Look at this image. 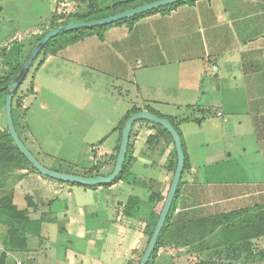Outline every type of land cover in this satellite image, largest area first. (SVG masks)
Returning <instances> with one entry per match:
<instances>
[{"label": "crops", "instance_id": "1", "mask_svg": "<svg viewBox=\"0 0 264 264\" xmlns=\"http://www.w3.org/2000/svg\"><path fill=\"white\" fill-rule=\"evenodd\" d=\"M16 1L0 0V83L25 52L20 38L45 33L36 17L48 1L18 11ZM15 108L36 157L88 175L113 171L126 116L154 110L177 125L188 157L170 225L264 209V0H195L85 36L42 57ZM130 144L123 177L93 188L0 161V264H139L177 154L148 121ZM166 235L153 264H189Z\"/></svg>", "mask_w": 264, "mask_h": 264}, {"label": "rangeland", "instance_id": "2", "mask_svg": "<svg viewBox=\"0 0 264 264\" xmlns=\"http://www.w3.org/2000/svg\"><path fill=\"white\" fill-rule=\"evenodd\" d=\"M29 0H17V11L22 10L21 6L26 7V3ZM34 3V0H30ZM47 14H43V20L41 21V17H36V24L40 30L43 32H47L53 27L64 26L67 23L77 22L82 18H88L91 16V12H96L98 15H106L113 11L112 7L110 10L106 11V6H113L119 2H125L127 0H47ZM135 2V1H134ZM136 3V2H135ZM125 7V6H124ZM123 7V9H124ZM127 7V6H126ZM131 8V7H130ZM122 9V8H120ZM129 9V8H126ZM122 11V10H121ZM15 13V12H14ZM39 14V13H38ZM35 20V19H34ZM39 33H35L32 36L21 37V43H23L19 47H25V52L19 55L15 64H11V75H15L17 70H19L24 58L27 55L28 49L33 46L39 35ZM37 35V37H36ZM42 60V56L40 55L37 60L34 61L31 66L30 71L28 72L24 82L20 86V92L25 91V89H29L32 84V79L35 70ZM9 77H4V81ZM6 97V96H5ZM5 99V98H4ZM4 99L1 98L2 110L5 111V103ZM14 115L16 116V108L14 104ZM6 124V123H5ZM7 125V124H6ZM2 132V131H0ZM4 137L0 135V141L4 142ZM39 157V156H38ZM37 157V158H38ZM42 163L47 166L46 161L42 160V158H38ZM73 160H67L66 162H62V160L48 161V163H54V166L57 171L66 172V173H74V174H87L85 172H81L76 167L74 163L70 162ZM73 164V165H72ZM33 167V166H32ZM49 168V166H47ZM52 169V168H51ZM55 170V168H53ZM176 200V199H175ZM174 200V206L175 201ZM261 209L250 210L246 214L247 217H234L226 223L214 225L212 222L206 226L198 225L190 227V231L188 233L183 232L180 227H174L172 230L176 234V238L173 240H168L171 243L176 244L174 246L176 249L177 255L184 254L187 263L189 264H264V240L258 239L256 240V244L260 245V251L257 247L250 251L238 250L237 246L242 242L241 233L244 231L243 229H239V227L248 226L249 221L245 220L243 222V218H248L251 216L253 218L257 213H260ZM232 216V215H231ZM254 219V218H253ZM250 220V219H248ZM182 231V232H181ZM240 238V239H239ZM237 249V250H236ZM246 249V248H245ZM262 251V252H261ZM263 253V254H262ZM6 255V254H4Z\"/></svg>", "mask_w": 264, "mask_h": 264}, {"label": "water", "instance_id": "3", "mask_svg": "<svg viewBox=\"0 0 264 264\" xmlns=\"http://www.w3.org/2000/svg\"><path fill=\"white\" fill-rule=\"evenodd\" d=\"M180 1H184V0H153L101 18L85 20V21H77V22L68 23L64 26L51 28L35 44L30 54L24 61L19 74L8 84V90L5 97V114H6L7 129L15 145L18 147L21 153L27 158V160L32 164V166H34L37 169V171L40 174L66 183L79 184L87 187H96V186L112 184L124 169V165L129 150L132 130L134 124L138 121H148L156 125L162 126L172 136L177 154V166L165 202L160 212V216L157 220L156 226L153 230L147 248L139 264H147L151 258L153 251L155 250L160 234L172 210V206L176 198L177 192L179 190V186L185 169V153L183 149L182 137L178 132V130L173 125V123L168 118L158 116L157 114L149 110L137 111L133 113L131 116H129V118L126 120L123 126L122 139L119 147V152L116 158L114 169L111 173L107 175H103V174L83 175V174L66 173L45 166L21 139V137L19 136L16 130V126L14 122L13 100L17 91L19 90L20 85L24 82L28 72L30 71L34 61L42 52L43 47L48 43V41H50L52 38L56 37L57 35L77 29H91L98 26H106Z\"/></svg>", "mask_w": 264, "mask_h": 264}, {"label": "trees", "instance_id": "4", "mask_svg": "<svg viewBox=\"0 0 264 264\" xmlns=\"http://www.w3.org/2000/svg\"><path fill=\"white\" fill-rule=\"evenodd\" d=\"M150 1H153V0H127L125 2H119V3L114 4L113 6H107L106 7V9H105L106 11L107 10L109 11L110 7H112V9H113V11H111V13L109 12V14L106 13V15H101L100 16L96 12H91L92 14H91L90 17L82 18L79 21H85V20H92V19L101 18V17L107 16V15L119 12L121 10H125L126 8L135 7V6L150 2ZM193 1H195V0L180 1V2L171 4V5L159 8V9H155V10L146 12L144 14L137 15V16L132 17V18L124 19V20L115 22L113 24L106 25V26H98V27H94V28H91V29H77V30H73V31H69V32H66V33L59 34L56 37L52 38L50 41H48V43L43 47L42 52L39 54V56L41 55L42 57H46L49 54H55L59 50L63 49L64 47H66V46H68L70 44H73L75 42H78L79 40L83 39L85 36L92 35V34H98L100 37H102L104 31L106 29L110 28V27H113V26H116V25H121V24H127V23L128 24H133L134 22H136L139 18H141L143 16L154 14V13H159V12L168 13V12L172 11L173 9L177 8L178 6H180L182 4L190 3V2H193ZM123 7H124V9H123ZM120 8H122V9H120ZM44 34L41 35L38 38L37 42L44 36ZM34 46H35V44L32 46V48ZM32 48L27 53V55L24 58L19 70H17V73L15 75H11L10 76L11 78H7L4 82L0 83V94L4 98H5L6 94H7L8 84L19 74L23 63L26 60V58L28 57V55L30 54ZM37 58H36V60H37ZM41 62H42V60H41ZM19 91H20V87H19V90L17 91V93H16V95L14 97V100H13V110H14L15 100H16V97H17ZM4 103H5V99H4ZM133 111L135 113V112L140 111V110L139 109H134ZM150 111L155 113V114H157L158 116L165 117V116L160 115L159 113H157L154 110H150ZM131 115L132 114L126 116V118L122 121V123L120 125L121 131L123 129V126H124L126 120ZM165 118H168V117H165ZM168 119L173 123V125L175 126V128L178 130V132L181 135V132H180L179 128L177 127V125L174 124L172 119H170V118H168ZM156 126H159V125H156ZM164 131L167 132L166 129H164ZM0 135H2L5 138L4 142H1L3 140L0 141V161L15 162V163H25V164H28V165L32 166V164L27 160V158L21 153V151L15 145V143H14V141H13V139H12V137H11V135H10V133H9L7 128H6L5 131L0 132ZM181 137H182V135H181ZM182 141H183V139H182ZM130 147H131V144H129V149H130ZM183 149H184V153H185V168H186L188 166V157H187V154H186L184 141H183ZM118 152H119V147H118ZM116 158H117V156H115V160H116ZM127 161H128V154H127V158H126V162H125L123 171L120 173V175L117 177V179L113 183L117 182L118 180H120L123 177V175L125 173V168H126ZM33 169L37 171V169L34 166H33ZM95 169L97 171V174H99L100 165H96ZM74 185H79V184H74ZM109 185H111V184H109ZM81 186H83V185H81ZM103 186H106V185H103ZM96 187H99V186H96ZM89 188H93V187H89ZM178 193H179V190L177 192L176 197L178 196ZM175 208L176 207H174V203H173L172 210H171V212H170V214H169V216L167 218L166 224H165V226H164V228H163V230H162V232L160 234V237L158 239V242H157V245L155 247V250L153 251V253L151 255V258H150V260H149V262L147 264H153L154 263V259H155V256L157 254V251L162 246V244H164V236L167 233H169V235H168L169 240H173L174 238L177 237L175 232H173V230H172L174 227H178V228L180 227V229L183 232L188 233L190 231V227H192L194 225L195 226L203 225V226L207 227V225H209L211 222L214 225H216V224L218 225V223L219 224H222L223 222L226 223L227 221L231 220L234 217H241V216L242 217H247L246 214L248 213L247 211L231 212L229 214H224L222 216H218V217H215V218H212V219H201V220H197L195 222H193V221L191 222L190 221L189 223L180 224V225H178V224L175 225L174 224L175 226H172V225L169 224V222L172 220L173 212H174ZM240 214H241V216H240ZM253 218H251V216L248 217V218H243V222L245 220L249 221L248 226L247 227L246 226L239 227V229H243L244 230L241 233L242 242L240 243L239 246H237L238 247L237 249L240 250V251H243V250L250 251L251 248L254 250L256 247L260 251V247L261 246L256 244V240H258V239L264 240V209H261L260 213H257ZM248 219H250V220H248ZM154 228H155V224H154V226L151 229L150 235H152ZM263 253H264V251H263Z\"/></svg>", "mask_w": 264, "mask_h": 264}, {"label": "built area", "instance_id": "5", "mask_svg": "<svg viewBox=\"0 0 264 264\" xmlns=\"http://www.w3.org/2000/svg\"><path fill=\"white\" fill-rule=\"evenodd\" d=\"M180 211V208L179 207H176L175 208V212H179ZM16 264H26L24 260L22 259H17L16 260Z\"/></svg>", "mask_w": 264, "mask_h": 264}]
</instances>
